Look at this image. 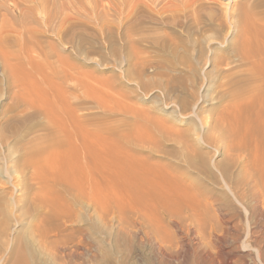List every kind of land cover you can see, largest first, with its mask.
I'll return each instance as SVG.
<instances>
[{"label":"rangeland","instance_id":"1","mask_svg":"<svg viewBox=\"0 0 264 264\" xmlns=\"http://www.w3.org/2000/svg\"><path fill=\"white\" fill-rule=\"evenodd\" d=\"M36 1L0 0V40L2 38L5 43L7 37L6 45L0 42V264L198 263L199 255L207 254L209 250L213 252V249L210 244H207L204 232L202 234L204 246H202L194 237L195 233L188 232L182 224L186 221L184 219L186 217L183 218V216H187L185 204L188 203L187 207L194 209V211L190 210V214L195 213L196 215L195 209L199 208L201 212V207L204 208L210 204L211 198L214 196L218 197L221 203H225L227 199L232 200L235 206H238L239 211L245 214L243 211L246 209L235 201L232 192L237 193L236 195H243L247 191L246 184L242 181L245 179L243 178V167L245 169L250 160L248 156H245L246 154L239 153L232 147V135L227 136L228 138L224 140L218 123L220 117L225 114V108L229 101L226 89L230 88L227 83L230 77L227 76L226 70L232 67L236 70L243 69V67L237 66L231 55H233L232 47L239 43V38L236 35L246 24L244 22H248L249 32L254 34L253 45L257 50H260L257 59L263 62L264 68V3L256 11L260 17L256 16L255 19L251 18L252 20L248 19L247 21L244 18L242 24L240 20L228 15L230 10L236 9L237 0H203L204 2L201 0H95L98 13H100L99 17H101L96 20L92 13L90 22L84 23L85 7L83 5L85 3L83 0H47L50 3L42 0L45 9L41 8V0ZM193 11L196 12L197 17L193 15ZM204 12H206V16ZM208 12L213 13V23L216 19H221L220 14L223 16L224 31L208 27L206 20ZM50 14L51 16H49ZM199 17L200 19H198ZM194 19L196 20L194 21ZM203 21L205 22L203 23ZM204 27L207 29L200 33ZM214 58L225 59V61L215 67L210 62ZM80 88L83 90L80 91ZM192 94L195 95L192 97L194 99L190 98ZM61 104L65 106V110H62ZM183 104L188 107L186 112L181 109ZM63 112L65 113L63 114ZM60 114L61 118L63 116L65 118H60L64 119L65 125L61 123L63 121L60 119V123L59 120L56 121ZM231 115L233 116L231 113L228 117L230 120ZM75 116L80 119V123H76L75 120L78 118ZM68 117L74 118L75 123L71 122L73 119L69 120ZM205 118L207 120L203 123ZM150 119H154L152 120L154 125L151 124ZM49 120L50 122H48ZM53 120L61 124L59 125L61 128L65 127L59 128L58 123ZM51 121L54 122L53 125ZM69 121L75 124V127ZM149 122L151 123L149 124ZM48 123L52 128H56L55 131L60 129L59 131L64 132V139H67L66 136H71L70 133L73 134L72 140L74 137L81 136L84 142L81 141L83 147L79 149L82 151V156L78 155L79 150L74 149V145L77 144L72 142V146V143L69 144L62 139V135V138H59L60 133L51 130V128L49 130ZM66 123L68 126L70 125L69 127L73 126L74 128H69ZM76 125H80L82 129ZM67 127L69 129H66ZM226 127L229 126L226 125ZM78 128L83 135L76 131ZM150 128L157 130L151 131ZM52 131L55 132V135ZM73 132L78 133L75 135ZM132 132L133 137H136L132 138L131 145L129 135L132 136ZM166 132L167 135H165ZM67 133L69 134L67 135ZM119 134H123L126 140L128 138L127 142L124 139H119V136L117 137ZM142 136H151V140L146 137L148 143L154 138L149 143L151 145L145 141H143L146 143V145L143 143L145 146L140 143L138 137L142 139ZM158 137L160 140L162 138L161 141L157 140L159 145L155 141ZM137 138L138 140H136ZM143 139L145 140V138ZM173 139H179L180 143L179 140ZM54 140L57 141L56 145H54ZM62 140L65 141L66 146ZM98 140L100 143H97ZM59 141L63 145H60ZM93 142H95L94 145H92ZM116 142H119V146L113 144ZM182 142L191 145V147L186 145L189 149L187 154L193 155L195 152L197 156L201 154L197 159L190 156L193 160L195 159L194 163H187L186 150L188 149L182 148ZM109 143L112 145L110 146ZM139 143L144 147H141ZM155 143L158 146H155ZM120 144L125 151L121 149ZM174 146L176 148L179 146L184 151L181 149L182 153H180L178 152L180 148L176 149ZM155 147L159 149L154 150ZM230 147L231 149L228 150ZM191 150L196 151L191 152ZM70 153L76 154V157ZM63 155L67 156V160L64 159L65 162L62 161L65 157ZM56 156L58 157L56 158ZM69 156L71 159H76L77 162L71 161ZM83 157L88 158L84 159ZM52 158L56 159L52 160ZM150 158L153 159L150 160ZM204 158L206 164L202 161ZM86 159L88 160L86 161ZM107 159L109 160L106 161ZM110 159L115 161L111 162ZM67 162L69 165L64 164ZM72 162L73 165L77 164L73 166ZM58 163H63L62 167ZM224 163L226 165H223ZM111 164L115 167L113 165L110 167ZM154 164L156 167L152 166ZM201 164L203 167L207 165L206 168H210L208 170L212 175L204 172L205 168H202ZM65 165L68 169L71 168V171L66 168L69 172L66 169L64 172L67 171V174L71 172L72 175H67L66 172H63L65 175L62 173V168ZM159 165H165L164 172L167 173L164 174L163 167ZM199 165L201 169H199ZM151 166L155 169L154 171ZM216 166L218 167L216 168ZM225 166L228 167V171L230 170L228 175L231 179L228 176L222 181L218 171L219 168L227 169ZM134 168L140 171L136 170L138 175ZM125 169L130 173H127ZM174 169L178 170V173L184 174V177ZM107 172L109 173V175L106 174L107 176L102 174ZM111 172L114 178L119 177L118 180L113 179V183L110 179V177L113 178ZM140 173L141 175H139ZM122 174L124 175L121 176ZM146 175L149 178L145 177ZM178 175L181 177L177 181L175 178ZM67 176L73 177L71 179ZM168 178L173 180H168ZM69 179L71 180L69 183L67 181L66 185L70 187L66 191L67 187L63 182ZM105 180L107 182H104ZM119 180L125 184L124 187ZM174 180L179 185H176ZM150 182L155 185L148 186L151 185ZM106 183L111 187L108 186V188ZM143 183L144 186L141 185ZM192 183L195 184L190 186ZM112 184L114 185L112 186ZM120 185L123 191L121 188V190L118 189ZM126 185L130 189L124 190L127 188ZM139 186L140 188H138ZM64 187L66 188L64 189ZM131 187L132 192L130 191ZM70 188L73 189L69 191ZM141 188L143 189L141 190ZM137 189L141 192L139 193ZM160 189L161 193H159ZM196 190L203 191L202 197L205 196L204 193L207 195L205 196L207 198H204L210 200L207 201L200 197V201H197L196 197V199L192 198L195 194L191 192L195 191L197 194ZM182 191L183 193H180ZM119 192L122 194L119 195ZM176 192L183 198H180ZM111 194H115L116 197H109ZM185 194L194 203L187 201ZM92 195L93 198L95 197L94 199ZM156 195L159 196V199L162 198V201L155 199ZM174 195H177L175 196L177 200L173 197ZM74 196H78L77 201ZM99 198H102L103 201ZM201 198L202 202L206 201V204L201 202ZM111 199L115 201L113 202ZM119 200L121 202H117ZM129 200H134V202ZM177 202L180 205L182 203L181 206H185V211H181L182 216H173L179 222L181 219L183 220L180 222L183 233L177 230L175 225H171L172 217L171 219H169L170 217L166 218L167 220L158 217L160 212V216L163 217L164 209L169 207L172 210L178 206ZM243 202L247 207L251 206L247 199H244ZM111 203H115L114 205L119 207V211L123 206V213L119 214L116 206L114 207ZM150 203L154 206H151ZM195 203L198 205L197 208L194 207ZM191 204L195 205L191 206ZM200 205L203 206L200 207ZM160 206L162 209L157 212ZM109 207L111 211L108 209ZM150 207L157 210L153 211ZM150 209L157 216L155 213H151ZM135 211L142 212V214ZM205 211L208 214V210ZM183 213L186 214L183 215ZM195 215L193 214V216ZM178 216L182 218L178 219ZM138 220L140 221L138 222ZM119 222H123V224L121 223L122 227L124 226L123 233L120 231L122 228L119 230V226L121 227ZM243 223L246 233V222ZM139 224H143V227ZM144 226L150 231L148 236H145L144 229L146 228ZM245 233L243 238H245ZM168 245L169 248H167ZM240 245L238 246H243L242 250L240 248L241 252L235 251L231 260L235 261L239 257H243L241 260L246 264H253V262L256 264L255 248L251 250L246 245ZM159 246L169 250L172 247L174 252L171 255L172 258L162 259L159 254ZM235 246L228 245L224 252H227L228 249L230 251L231 248L232 251ZM188 252L191 255L184 263L182 256ZM262 253L264 256V250ZM205 262L203 264H209Z\"/></svg>","mask_w":264,"mask_h":264},{"label":"bare ground","instance_id":"2","mask_svg":"<svg viewBox=\"0 0 264 264\" xmlns=\"http://www.w3.org/2000/svg\"><path fill=\"white\" fill-rule=\"evenodd\" d=\"M36 1V0H35ZM38 1V0H37ZM36 1V2H37ZM47 1V0H46ZM84 1V3H85V5H83L85 8H84V16H85V19L83 18V20H84V23L86 22V23H89L90 22V15L93 13L94 14V16H95V18H96V20H99L100 19V17H99V14L100 13H98L99 12V10H97V5L95 4L96 3V1L95 0H83ZM201 1H203V0H201ZM264 0H237V2H238V4H234L235 5V10L233 9V10H230L231 12H228V15L231 17L232 16V18H236L237 20H240V22L243 24V20H244V18H246V21L249 19V20H252L251 18H253V19H255L256 18V16H258L257 15V13H256V11L258 10V8H260L262 5H263V2ZM49 1H47L46 3H48ZM100 2V1H99ZM204 2V1H203ZM206 2H208V1H206ZM211 2V1H210ZM45 3V4H46ZM50 3V2H49ZM236 3V2H235ZM43 4V2H42V0H41V5ZM38 5H40L39 3H38ZM37 5V6H38ZM40 5V6H41ZM47 5V4H46ZM49 5V4H48ZM43 6V7H42ZM41 6V8H44L45 6L44 5H42ZM200 7V6H199ZM202 7V6H201ZM99 8V7H98ZM210 8H211V6H210ZM45 9V8H44ZM196 10V9H195ZM213 11V10H212ZM211 11V12H212ZM29 12H31V11H29ZM44 12V11H43ZM173 12V11H172ZM264 12V11H263ZM52 14H53V12H51ZM174 13V12H173ZM177 13V12H176ZM195 11H193V15H195ZM198 13V12H197ZM205 13V16H206V12H204ZM209 13V12H208ZM215 13V12H214ZM175 14V13H174ZM264 14V13H263ZM48 15V14H47ZM55 15V14H54ZM249 15V16H248ZM262 15V14H261ZM49 16H51V14L49 15ZM48 16V17H49ZM175 16V15H174ZM196 17H197V15H195ZM194 16V17H195ZM201 16V15H200ZM214 16H215V14H214ZM220 16H221V19H216L215 20V22L213 23V13H209L208 15H207V21H208V27L210 26V27H215L216 28V30L217 31H224V19H223V16L220 14ZM48 17H46V18H48ZM226 17H228L227 15H226ZM258 17H260V16H258ZM92 18V17H91ZM229 18V17H228ZM173 19V18H172ZM197 19V18H196ZM196 19H194V21L196 20ZM198 19H200V17L198 18ZM202 19H203V17H202ZM226 19V18H225ZM230 19V18H229ZM25 20V19H24ZM23 20V21H24ZM48 20H50V18H48ZM205 20V21H206ZM100 21H102V20H100ZM200 22H201V20H199ZM205 21H203V23L205 22ZM98 22V21H97ZM176 22V21H175ZM231 22V21H230ZM229 22V23H230ZM193 23H195V22H193ZM203 23H202V27H203ZM241 23H239V24H241ZM244 23H246L245 25H243V28L240 30L241 32L240 33H237V37L239 38V43L237 44V46H234V47H232L233 48V55H231V56H233V59H235V61H236V63H237V66H240V67H243V69L242 70H240V69H235L234 67H232V68H230V69H228V70H226V72H228V73H226L227 74V76L228 77H230V80H229V82H227L228 84H229V86H230V88H227L226 89V93H227V96H228V98H229V101H228V103H227V105H226V108H225V114L222 116V117H220V122L218 123L219 124V128H220V130H221V136L224 138V140L226 139V138H228L227 136H229L230 137V135H232V139H233V141H232V147L234 148V149H236V151H238L239 153H243V154H246L245 156H248V158H249V160H250V163H249V165L248 166H246L245 167V169H244V167H243V172H244V176H243V173H242V176H243V178H245L244 180H242L243 182H245V184H246V187L248 188H246V192H244V194L243 195H236L234 192H232V195H233V198L235 199V201H237L238 202V204L239 205H241V206H244V209H246V210H244L243 212H245V214H242L241 213V211H239V208H237L236 206H235V204L233 203V201L231 200H226V202L225 203H221L220 201H219V199H218V197H212L211 198V202H210V204H208V205H206V206H204V208H202L201 206H203V205H200V207H201V212H200V210H199V208H197L198 207V205L196 204V206H194L195 208H197V209H195V211L197 212V214L195 215V213H193L195 216H193V214H190L191 213V211L190 210H192V208H190V207H187V204H185L186 205V211H185V206H181L182 205V203H181V205H180V203H176V204H178V206H174L175 208H173V207H171V208H173L172 210H170L169 209V207H168V209H164V212L162 213V215H163V217L162 216H160L161 214V212L160 213H158L159 214V216L158 217H161L162 219L163 218H168V217H170L169 219H171V217H172V219L170 220V222H171V225L173 224V225H175V227L177 228V230H180V231H182V233H183V230H182V224L185 226V228H186V230L188 231V232H193V233H195V238L198 240V242L202 245V246H204V237L202 236V234H203V232L205 233V235H206V237H207V239H206V241L208 242L207 244H210L211 246H212V249H213V252H212V250H209V254L207 253H203V254H201V256L199 255V257L200 258H198L197 259V261H198V263H196V261H195V263L196 264H200V263H202L203 264V262H205V261H207V262H205V263H209V264H246L243 260H241V259H243V257L242 258H238V259H236L235 261H234V259H233V261L231 260V256H232V254L235 252V251H237L238 250V252L240 251V248H241V250H242V247H239L238 245H246V246H248V248H251V250L252 249H254L255 248V262H256V264H264V256H263V253H262V251L264 250L263 248H264V68H263V62L262 61H258V59H257V56L259 55V53H260V50H257V48L256 47H254V45H253V41H252V39L254 38V34L252 33V32H249V24H248V22H244ZM251 23V22H250ZM99 24V23H98ZM184 24V23H183ZM198 25H200L199 23H197ZM87 25V24H86ZM86 25H84V26H86ZM172 25V24H171ZM179 25V24H178ZM89 26V25H88ZM175 26V25H174ZM183 26V25H182ZM226 26V25H225ZM234 27V26H233ZM201 28V27H200ZM207 29V28H206ZM205 29V27H204V29L202 30L201 29V31H200V29H199V31H200V33H203L204 32V30H206ZM208 30H209V28H208ZM208 30L206 31L207 33H208ZM234 31V30H233ZM226 32V31H225ZM239 32V31H238ZM215 33V32H214ZM235 33V32H234ZM226 34H228L227 32H226ZM202 35V34H201ZM215 35V34H214ZM224 35V34H223ZM234 35V34H233ZM208 36V35H207ZM213 36V35H212ZM257 36V35H256ZM211 37V36H210ZM7 38V37H6ZM6 38H5V41L7 42V40H6ZM168 38V37H167ZM4 39V38H3ZM208 39V38H207ZM215 39V38H214ZM1 40H2V38H1ZM0 40V42H3L4 40H2L1 41ZM174 41V40H173ZM250 41H252V42H250ZM263 41V40H262ZM5 42V43H6ZM164 42V41H163ZM4 43V42H3ZM2 43V44H3ZM4 43V44H5ZM1 44V43H0ZM80 44V43H79ZM256 44H257V41H256ZM261 44V43H260ZM6 45V44H5ZM172 46V45H171ZM173 47V46H172ZM5 48V47H4ZM7 48V47H6ZM256 48V49H255ZM261 48V47H260ZM201 49V48H200ZM262 50V49H261ZM200 52V51H199ZM203 56V55H202ZM231 59V58H230ZM225 61V59H220V58H214V59H211L210 60V62H211V64H213L215 67H218L220 64H222L223 62ZM228 61V60H227ZM226 63V62H225ZM227 64V63H226ZM229 65V64H228ZM223 66V65H222ZM224 71V70H223ZM61 74V73H60ZM208 78V77H207ZM79 82V81H78ZM82 83V82H81ZM80 83V84H81ZM76 85V84H75ZM78 85V84H77ZM81 87V86H80ZM83 87V86H82ZM79 88V87H78ZM78 90V89H77ZM81 90H83V88L81 89L80 88V91ZM71 91V90H70ZM80 94V93H79ZM78 95V94H77ZM76 95V96H77ZM79 96H81V95H79ZM193 96H195L194 94H192V96L190 97V98H192ZM78 97V96H77ZM82 97V96H81ZM73 98H75V97H73ZM82 99V98H81ZM192 99H194V98H192ZM46 103V102H45ZM62 105V104H61ZM184 105V104H183ZM190 105V104H189ZM188 105V106H189ZM48 106V105H47ZM58 106V105H57ZM62 107H63V109L62 110H65L64 109V107L65 106H63L62 105ZM35 108V107H34ZM188 107H187V105H184L183 106V108H181L182 109V111L183 112H186L188 109H187ZM47 110V109H46ZM49 111V110H48ZM56 111H57V109H56ZM67 111V110H66ZM190 111V110H189ZM235 113H234V112ZM46 112V111H45ZM61 112V111H60ZM57 113H58V111H57ZM65 112H63V114H64ZM66 113H68V114H70L69 112H66ZM196 113V112H195ZM233 114V116H232V118H231V120L230 119H228V117H230V114ZM229 114V115H228ZM71 115V114H70ZM65 116H67V115H65ZM70 117H73V116H70ZM70 117H68V119L69 120H72L73 119V121H71V122H73V123H75L74 122V118H72V119H70ZM58 118V117H57ZM61 118V114H60V117L56 120V121H58L59 119ZM62 118H64V116L62 117ZM61 118V119H62ZM75 118H78L77 116H75ZM141 118V117H140ZM60 119V120H61ZM65 119V118H64ZM64 119L63 120H61V121H63V122H61L62 124H64L65 123V121H64ZM67 119V118H66ZM60 120L58 121L59 123H60ZM78 120V121H77ZM77 120H75L76 121V123L78 124V123H80V119L78 118ZM151 120V119H150ZM152 120H154V119H152ZM152 120H151V122H152ZM205 120H207L206 118L205 119H203V123H205ZM228 120H230V121H228ZM53 121H55V120H53ZM55 121V122H56ZM48 122H50V120L48 121ZM58 122H56V123H58ZM70 122V121H69ZM70 122V123H71ZM146 122V121H145ZM151 122H149V124L151 123ZM157 122V121H156ZM155 122V123H156ZM57 124L58 125V127L59 128H61V126H59V125H61V124ZM69 123V124H70ZM73 123H71L72 125H74V127H75V124H73ZM228 123H230V125H228ZM51 124L53 125L54 124V122L52 123V121H51ZM51 124L50 123H48L47 125L49 126H51ZM67 124V123H66ZM151 124H153V122L151 123ZM57 125H55L56 127H57ZM65 125V124H64ZM63 125V126H64ZM154 125V124H153ZM226 125L227 126H229L228 128L226 127ZM49 126V130H50V128H51V130H54L55 131V129L56 128H52V126L50 127ZM62 126V127H63ZM66 126H68V124L66 125ZM70 126V125H69ZM68 126V127H69ZM80 128H81V126L80 125H78ZM77 125H76V127H78ZM57 127V128H58ZM65 127V126H64ZM63 127V128H64ZM66 128V129H69V128H71V127H73V126H71V127H69V128ZM73 127V128H74ZM149 127H151L150 125H149ZM154 127V126H153ZM165 127V126H164ZM63 128H61V129H63ZM72 129V128H71ZM70 129V130H71ZM82 129V128H81ZM146 129V128H145ZM149 129V128H148ZM152 128H150V130H151ZM163 129V128H162ZM60 129H57V131L60 133V137H59V134L57 135L59 138H62L61 137V135L63 136L64 134V132H61V131H59ZM70 130H68L69 131V133H70ZM76 130V129H75ZM79 128H78V130H76V131H78L79 132ZM153 130H157V129H154L153 128ZM153 130H151V131H153ZM52 131L53 132V134L55 135V132H57V131ZM67 131V130H66ZM65 131V132H66ZM76 131H74V132H76ZM81 131V130H80ZM149 131V130H148ZM150 131V132H151ZM166 131V130H165ZM168 131V130H167ZM51 132V131H50ZM71 132H72V130H71ZM73 132V133H74ZM77 132V133H78ZM150 132H149V134H150ZM69 133H67V135L69 134ZM76 133V134H77ZM137 133V132H136ZM135 133V134H136ZM158 133V132H157ZM156 133V134H157ZM160 133H162V130H160ZM171 133V132H170ZM71 134V136H66L67 137V139L65 138L64 139V136H63V138L62 139H64L65 141H67L69 144H71L72 142L74 143V144H77V145H74L75 147H74V149L76 148L77 150H79V149H82V147H83V144H82V139H81V136L79 135V134H81V132H79V138H78V136H77V138H73V140H72V133H70ZM75 134V133H74ZM75 134V135H76ZM123 134H125V133H123ZM123 134H119V135H117V137L120 139H124V136H123ZM127 134V133H126ZM128 134H129V132H128ZM130 134H131V132H130ZM142 134V133H141ZM152 134H153V132H152ZM152 134H151V136H152ZM155 134V135H156ZM81 135H83V134H81ZM115 135V134H114ZM133 132H132V136L131 135H129L130 136V144H131V142L133 141L132 140V138H134V137H136V136H134L133 137ZM165 135H167V132H166V134ZM177 135V134H176ZM56 136V137H57ZM121 136H123V137H121ZM126 136V135H125ZM128 136V135H127ZM128 136V137H129ZM143 136H145V135H143ZM142 136V137H143ZM151 136H146V137H149V139L151 138ZM153 136H154V134H153ZM157 136V135H156ZM179 136V135H178ZM240 136V137H239ZM55 137V136H54ZM108 137V136H107ZM146 137H143V138H145V140L142 138V139H140V137H138L139 138V141H140V143H147V144H149L150 142H152L153 140H154V138H153V140L152 141H149V143H148V141H146ZM161 137V136H160ZM160 137H158V139H156L155 141H159L160 139ZM167 137V136H166ZM173 137V136H172ZM181 137V136H180ZM239 137V138H238ZM82 138H83V136H82ZM84 138H85V136H84ZM102 138L103 139H105V137L104 136H102ZM127 138V137H126ZM138 138L136 139V140H138ZM178 138V137H177ZM56 139H58V138H56ZM81 139V140H80ZM103 139H102V141H103ZM108 139V138H107ZM110 139V138H109ZM112 139V138H111ZM113 139H115V138H113ZM148 139V140H149ZM152 139V138H151ZM150 139V140H151ZM164 139V138H163ZM180 139V138H179ZM179 139H173V140H179ZM86 140V139H85ZM126 142H127V140H128V138H127V140L126 139H124ZM124 140H122V141H124ZM132 140V141H131ZM135 140V139H134ZM136 140L134 141V142H136ZM161 140H162V138H161ZM160 140V141H161ZM167 140H170V139H167ZM189 140V139H188ZM52 141V140H51ZM63 141V140H62ZM61 141V142H62ZM65 141H63L62 143H65ZM82 141V142H81ZM93 141V140H92ZM106 141V140H105ZM116 141H118L117 139H116ZM124 141V142H125ZM143 141H145V142H143ZM156 142L157 144L159 143V142ZM54 142H55V140H54ZM57 142V141H56ZM56 142L54 143V145H56ZM97 142V141H96ZM109 142V141H108ZM107 142V143H108ZM112 142H114V140H112ZM120 142H121V140H120ZM125 142V143H126ZM134 142H133V144H134ZM177 143V141H174V143ZM179 143H180V140L178 141ZM191 142V141H190ZM52 143H53V141H52ZM60 145L62 144V143H60V141L58 142ZM73 143L71 144L72 146H73ZM84 143V142H83ZM97 143H100L99 142V140H98V142ZM118 143L119 142H116V143H113V144H115V145H118ZM123 143V142H122ZM129 143V142H128ZM139 143V144H140ZM146 143H145V145H146ZM155 143V146H158L157 144ZM161 143V142H160ZM179 143H177V144H179ZM68 144V145H69ZM95 144V142H93V144L92 145H94ZM110 144V146L112 145L111 143H109ZM124 144V143H123ZM127 144V143H126ZM138 144V145H139ZM182 148H184L185 150H186V148L188 149V147L186 146V145H188V144H186V143H183L182 142ZM184 144H185V146H184ZM58 145V144H57ZM63 145V144H62ZM67 144L65 143V146H66ZM102 145H105V144H102ZM125 145V144H124ZM127 145H129V144H127ZM132 145V144H131ZM141 145V144H140ZM144 145V144H143ZM143 145H141V147L143 146ZM144 145V146H145ZM149 145H151V144H149ZM53 146V145H52ZM64 146V147H65ZM85 146V145H84ZM108 146V145H107ZM106 146V147H107ZM119 146V145H118ZM118 146H116L117 148H118ZM130 146V145H129ZM137 146V144L135 143V147ZM143 146V147H144ZM153 146V145H152ZM180 146V145H179ZM179 146H177V148L179 147ZM189 146V145H188ZM58 147V146H57ZM57 147H54L55 149H57ZM60 147V146H59ZM67 147H69V146H67ZM66 147V148H67ZM86 147V146H85ZM116 147H114V148H116ZM120 147H121V149H122V146H121V144H120ZM119 147V148H120ZM126 147H128V146H126ZM125 147V149H127ZM134 147V146H133ZM189 147H191V145L189 146ZM226 147V146H225ZM61 148V147H60ZM59 148V149H60ZM63 148V147H62ZM73 148V147H72ZM104 148H105V146H104ZM113 148V147H112ZM132 148V147H131ZM174 148H176L175 146H174ZM176 148V149H177ZM180 148V147H179ZM182 148H180L179 149V151L178 152H180V150L182 149ZM73 149V150H74ZM108 149L110 150V148L108 147ZM129 149H130V147H129ZM128 149V150H129ZM133 149V148H132ZM155 149H157L156 147L154 148V150ZM159 149V148H158ZM157 149V150H158ZM226 149H227V147H226ZM231 149V147L228 149V150H230ZM64 150V149H63ZM69 150H71V148L69 147ZM109 150H108V152H109ZM123 150V149H122ZM128 150H126L127 152H128ZM54 151H56V150H54ZM75 151V150H74ZM80 151V150H79ZM78 151V152H79ZM88 151V150H87ZM87 151H86V153H87ZM120 151V150H119ZM123 151H125V150H123ZM174 151V150H173ZM181 151H184L183 149L181 150ZM187 151V152H186ZM185 152H186V155L188 156V158H187V163H189L190 162V164L191 163H194V160H193V158H196L197 159V157H199V155H201V154H199L198 156L195 154L196 152V150H191V152H195L193 155H189V154H187V153H189L188 151H189V149L188 150H186ZM40 152V151H39ZM38 152V153H39ZM41 152H42V150H41ZM72 152V151H71ZM81 152L82 151H80V153L78 154V155H80L81 154ZM132 152V151H131ZM138 152V151H137ZM245 152V153H244ZM42 153H44V152H42ZM60 153V152H59ZM58 153V154H59ZM69 152L67 151V154H68ZM73 153H76V152H73ZM85 153V152H84ZM85 153V154H86ZM129 153H130V151H129ZM135 153V152H134ZM134 153H132V154H134ZM139 153V152H138ZM180 153H182V152H180ZM198 153V152H197ZM232 153V152H231ZM39 154H41V153H39ZM70 154H72V153H70ZM107 154H109V153H107ZM125 155H126V152L124 153ZM191 154V153H190ZM72 155H74V154H72ZM76 155V154H75ZM74 155V156H75ZM86 155H88L89 156V154H86ZM85 155V156H86ZM196 155V156H195ZM54 156H55V154H54ZM53 156V157H54ZM61 156V155H60ZM60 156H59V158H60ZM63 156H65L64 158H63V160L62 161H64V159L67 157L66 155H63ZM62 156V157H63ZM80 156H82V154L80 155ZM130 156H131V153H130ZM149 156V155H148ZM150 156H152V155H150ZM190 156H192V157H190ZM58 156H56V158H57ZM70 157V156H69ZM68 157V158H69ZM76 157V156H75ZM96 157H98V156H96ZM118 157V156H117ZM117 157H116V159H117ZM133 157V156H132ZM139 157H140V155H139ZM185 157V156H184ZM38 158V157H37ZM56 158H54V159H56ZM59 158H58V160H59ZM72 158H74V157H72ZM77 158H78V156H77ZM84 158V157H83ZM85 158H88V157H85ZM84 158V159H85ZM107 158H108V156H107ZM111 158V157H110ZM127 158V157H126ZM128 158H130V157H128ZM127 158V159H128ZM136 158V157H135ZM200 158V157H199ZM233 158V157H232ZM34 159H36V158H34ZM33 159V160H34ZM53 158H52V160H54ZM91 159V158H90ZM121 159V158H120ZM143 159H145V158H143ZM147 159H148V157H147ZM153 159V158H152ZM151 158H150V160H152ZM184 159H186V158H184ZM65 160H67V158L65 159ZM70 160L72 161V160H74V159H71V157H70ZM88 159H86V161H87ZM109 159H107L106 161H108ZM111 160V159H110ZM119 160V159H118ZM136 160V159H135ZM138 160V159H137ZM192 160H193V162H192ZM200 160V159H199ZM199 160H197V161H199ZM32 161V160H31ZM57 161V160H56ZM74 161H76V159L74 160ZM78 161H79V159H78ZM85 160H84V162H86ZM112 161H115V160H111V162ZM127 161V160H126ZM141 161V160H140ZM143 161V160H142ZM202 161H204L203 163L204 164H206V160H205V158H204V160H202ZM34 162H35V160H34ZM55 162V161H54ZM58 162V161H57ZM59 162H60V160H59ZM65 162V161H64ZM68 162H70V161H68ZM68 162L67 163H64V164H68ZM77 162V161H76ZM81 162V161H80ZM83 162V161H82ZM110 162V161H109ZM110 162V163H111ZM121 162V161H120ZM128 162H129V160H128ZM132 162V159L130 160V163ZM186 162V161H185ZM141 163V162H140ZM146 163H147V160H146ZM200 163H201V161H200ZM59 164V163H58ZM62 165H63V163H61ZM61 164H59V165H61ZM77 164V163H76ZM76 164H74V165H76ZM84 164V163H83ZM149 164V163H148ZM150 164H152L151 162H150ZM197 164V163H196ZM196 164H194L196 167H197V165ZM199 164V163H198ZM62 165H61V167H62ZM63 166V170H62V173L64 172V169H66L67 168V166ZM69 165V164H68ZM71 165H73V162H72V164ZM73 165V166H74ZM106 165H107V163H106ZM105 165V166H106ZM112 165L113 164H111V166L110 167H112ZM114 165H115V163H114ZM113 165V166H114ZM117 165H119V164H117ZM124 165V164H123ZM129 165V164H128ZM202 165V164H201ZM223 165H226L225 163L223 164ZM85 166V165H84ZM130 166V165H129ZM136 166V168H137V165H135ZM143 166V165H142ZM153 167H156L155 166V164L154 165H152ZM151 166V169L153 168ZM159 166H162V165H159ZM165 166V165H164ZM164 166H162L163 167V173L165 174V173H167V172H164ZM207 166V165H206ZM206 166L204 165V167H203V165H202V168H205L204 169V172H207V173H210V171L208 170V169H210V168H206ZM70 167V166H69ZM76 167V166H75ZM74 167V168H75ZM77 167H78V165H77ZM76 167V168H77ZM115 167V166H114ZM125 167H127V166H125ZM124 167V168H125ZM146 167V166H145ZM144 167V168H145ZM166 167H167V165H166ZM165 167V168H166ZM193 167V166H192ZM218 166H216V168H217ZM221 167V166H220ZM227 166H225V168H226ZM86 168V167H85ZM109 168V167H108ZM118 168H120V166H118ZM117 168V169H118ZM136 168H134L135 169V171L137 170V171H139L138 169H136ZM139 168V167H138ZM149 168V167H148ZM158 168V167H157ZM179 168V167H178ZM198 168V167H197ZM68 169V168H67ZM66 169V170H67ZM73 169V168H72ZM80 169V168H79ZM115 169V168H114ZM132 169V168H131ZM133 169V170H134ZM161 169V168H160ZM159 169V170H160ZM168 169H170V168H168ZM177 169V168H176ZM199 169H201L200 168V165H199ZM69 171H71V168H69L68 169ZM67 170V171H68ZM104 170V169H103ZM102 170V171H103ZM127 169H125V171H126ZM133 170H132V172H133ZM155 169L153 168V171H154ZM171 170V169H170ZM169 170V171H170ZM67 171H65L64 173L65 174H67ZM68 171V172H69ZM106 171V170H105ZM104 171V172H105ZM109 171V170H108ZM111 171V170H110ZM109 171V172H110ZM123 171H124V169H123ZM130 171V170H129ZM137 171L135 172V173H137ZM148 171V170H147ZM173 171V170H172ZM171 171V172H172ZM174 171L175 172H177L178 173V170H175L174 169ZM173 171V172H174ZM200 171V170H199ZM202 171V170H201ZM230 171V170H229ZM228 167H227V169H223V168H219V173H220V176L222 177L221 179H222V181H224L223 179H226V177H228L229 175H228ZM115 172V171H114ZM127 172V171H126ZM131 172V173H132ZM140 172V171H139ZM157 172H158V170H157ZM179 172H181V171H179ZM203 172V173H204ZM212 172V171H211ZM61 173V172H60ZM60 173H58V174H60ZM63 173V174H64ZM125 173V172H124ZM127 173H130V172H127ZM148 173V172H147ZM161 173V172H160ZM176 173V174H177ZM201 173V172H200ZM212 173H214V172H212ZM58 174H57V176H58ZM64 174V175H65ZM87 174H88V172H87ZM86 174V175H87ZM102 174H108L109 175V173L107 172V173H102ZM111 174H112V172H111ZM118 174H119V172H118ZM133 174V173H132ZM146 174V173H145ZM150 174V173H149ZM159 174V173H158ZM173 175H174V173H172ZM178 174H180V173H178ZM182 174V173H181ZM180 174V175H181ZM211 174V173H210ZM215 174V173H214ZM67 175H72L71 174V172H70V174L68 173ZM84 175V174H83ZM85 175V176H86ZM124 174H122L121 176H123ZM127 175V174H126ZM125 175V176H126ZM137 175H138V173H137ZM139 175H141V173L139 174ZM152 175V174H151ZM171 175V174H170ZM183 175V177H184V174H182ZM205 175H207V174H205ZM209 175V174H208ZM212 175V174H211ZM210 175V176H211ZM77 176V175H76ZM84 176V177H85ZM107 176V175H106ZM113 178H111L110 176H108V177H110V179H112L111 180V182L113 183V179H116V180H118L117 178H119V177H117V178H114V176H113V174L111 175ZM134 176V175H133ZM153 176V175H152ZM161 176V175H160ZM165 176H167V175H165ZM164 176V177H165ZM214 176V175H213ZM213 176H212V178H213ZM216 176V175H215ZM218 176H219V174H218ZM241 176V177H242ZM61 177V176H60ZM63 177H65V176H63ZM68 177V176H67ZM70 177V176H69ZM68 177V178H69ZM72 177L73 176H71L70 178L72 179ZM116 177V176H115ZM127 177H131V176H127ZM145 177H147V175L145 176ZM145 177H142V178H145ZM154 177V176H153ZM167 177H169V176H167ZM166 177V178H167ZM171 177V176H170ZM176 177V176H175ZM181 177V176H180ZM180 177H179V175L177 176V178H175L177 181L180 179ZM217 177V176H216ZM215 177V178H216ZM83 178V177H82ZM89 178H90V176H89ZM100 178V177H99ZM132 178V177H131ZM137 178V177H136ZM136 178H135V180H136ZM147 178H149V177H147ZM147 178H145V180L147 179ZM155 178V177H154ZM157 178V177H156ZM172 178V177H171ZM179 178V179H178ZM228 178H230V176L228 177ZM242 178V179H243ZM60 179H62V178H60ZM71 179H69V180H66V182H63L65 179L63 178L62 180V182L63 183H65V186L67 187V189H66V191H68V187H70V186H67L66 185V183H67V181H68V183L70 182V180ZM75 179V178H74ZM73 179V180H74ZM107 179V178H106ZM121 179V178H120ZM139 179V178H138ZM183 179V178H182ZM214 179V178H213ZM217 179H218V177H217ZM220 179V178H219ZM231 179V178H230ZM240 179V178H239ZM83 180V179H82ZM88 180H90V179H88ZM91 180H92V177H91ZM122 180V179H121ZM121 180H119L121 183H122V181ZM126 180V179H125ZM155 180H157V179H155ZM168 180H171V179H169L168 178ZM173 180V179H172ZM171 180V181H172ZM77 181V180H76ZM84 181V180H83ZM119 181H117V182H119ZM131 181V180H130ZM143 181V180H142ZM150 181H151V179H150ZM162 181V180H161ZM167 181V180H166ZM175 181V180H174ZM217 181H219V180H217ZM227 181H229V180H227ZM236 181V180H235ZM61 182V181H60ZM74 182H75V180H74ZM73 182V183H74ZM101 182V181H100ZM104 182H107L106 180L104 181ZM108 182H109V180H108ZM115 182V181H114ZM140 182V181H139ZM146 182V181H145ZM176 182V181H175ZM234 182V181H233ZM72 183V182H71ZM76 183V182H75ZM78 183H81V182H78ZM102 183V182H101ZM116 183V182H115ZM151 183V182H150ZM171 183V182H170ZM173 183V182H172ZM178 183H180V182H178ZM227 183H229V182H227ZM105 184V183H104ZM107 184V187L109 186L108 185V183H106ZM118 184V183H117ZM130 185H131V183H129ZM133 184V183H132ZM137 184H138V182H137ZM137 184L135 185V186H137ZM148 184V183H147ZM193 184H195V183H192V184H190V186L191 185H193ZM61 185V184H60ZM64 185V184H63ZM70 185V184H69ZM84 185V184H83ZM114 184H112V186H113ZM119 185V184H118ZM123 185H125V184H123L122 183V187H124ZM141 185H143L144 186V183L143 184H141ZM146 185V184H145ZM152 185H155V184H152L151 183V185H148V186H152ZM172 185V184H171ZM175 185V184H174ZM176 185H179V184H177V182H176ZM197 185V184H196ZM101 186V185H100ZM104 186V185H103ZM117 186V185H116ZM147 186V187H148ZM162 186V185H161ZM245 186V185H244ZM66 187H64V189L66 188ZM98 187H99V185H98ZM109 187H111V186H109ZM108 187V188H109ZM126 187H127V185H126ZM146 187V186H145ZM158 187V186H157ZM171 187V186H170ZM194 187H195V185H194ZM107 188V189H108ZM121 188V185H120V187H118V189H120ZM129 187H127V188H124V190L125 189H128ZM137 188V187H136ZM138 188H140V186L138 187ZM151 188V187H150ZM163 188H165V187H163ZM174 188H175V186H174ZM183 188V187H182ZM181 188V189H182ZM199 188V187H198ZM73 189V188H72ZM71 188H70V190L69 191H71L72 190ZM81 189V188H80ZM99 189V188H98ZM104 189V188H103ZM106 189V188H105ZM104 189V190H105ZM116 189H117V187H116ZM122 189V191H123V188H121ZM120 189V190H121ZM130 189V188H129ZM143 188H141V190H142ZM180 189V190H181ZM195 189H196V187H195ZM194 189V190H195ZM202 189V188H201ZM200 189V190H201ZM112 190V189H111ZM141 190H140V192H141ZM147 190H149V189H147ZM161 190V189H160ZM165 190H167V189H165ZM169 190V189H168ZM183 190V189H182ZM186 190V189H185ZM200 190L198 191V190H196V192H197V194L195 193V191L194 192H191L192 194L194 193L195 194V196L194 197H192V198H194V199H196L197 198V201H200V197H202V192H200ZM92 191V190H91ZM96 191H97V189H96ZM116 191V190H115ZM128 191V190H127ZM131 192H132V187H131V190H130ZM136 191V190H135ZM137 191L139 192V190L137 189ZM150 191H152V190H150ZM157 191V190H156ZM178 191V190H177ZM108 192H109V189H108ZM114 192V191H113ZM125 192V191H124ZM139 192V193H140ZM162 192V190L159 192V193H161ZM166 192V191H165ZM168 192V191H167ZM171 192V191H170ZM169 192V193H170ZM205 192V191H204ZM242 192V191H241ZM112 193V192H111ZM118 193V192H117ZM137 193V192H136ZM148 193V192H147ZM153 193V192H152ZM178 193H179V191H178ZM177 192H176V194L177 195H179L180 196V198H183V197H181L182 195H180V194H178ZM180 193H183V191L182 192H180ZM186 193H187V191H186ZM212 193V192H211ZM239 194H241L240 192H238ZM247 193V194H246ZM90 194V193H89ZM96 194V193H95ZM94 194V195H95ZM120 194H122V193H120L119 192V195ZM151 194V193H150ZM155 194V193H154ZM153 194V195H154ZM157 194V193H156ZM164 194V193H163ZM191 194V195H192ZM246 194V195H245ZM129 195V194H128ZM130 195H131V193H130ZM141 195H143V194H141ZM145 195V194H144ZM143 195V196H144ZM153 195H151V196H153ZM159 195V194H158ZM162 195V194H161ZM171 195V194H170ZM177 195H174L173 197H175V196H177ZM188 195V194H187ZM203 195H205V196H207L206 194H204L203 193ZM95 196H97V195H95ZM112 196H114V198L116 197L115 196V194L114 195H110L109 197H112ZM122 196H124V195H122ZM136 196V195H135ZM140 196V195H139ZM160 196V195H159ZM159 196H157L156 195V197H155V199H159ZM178 196V197H179ZM184 196V195H183ZM185 196H186V194H185ZM185 196H184V198H185ZM193 196V195H192ZM204 196V197H205ZM75 197V196H74ZM78 196H76L75 197V199L77 198ZM85 197V196H84ZM84 197H81V198H83L84 199ZM108 197V198H109ZM118 197H120V196H118ZM118 197H117V199H118ZM126 198H127V196H125ZM129 197H131V196H129ZM133 197H134V195H133ZM158 197V198H157ZM164 197H166V196H164ZM188 197H190L189 195H188ZM196 197V198H195ZM204 197H202V198H204ZM92 198H93V195H92ZM95 198V197H94ZM93 198V199H94ZM132 198V197H131ZM137 198V197H136ZM139 198V197H138ZM151 198V197H150ZM153 198V197H152ZM176 198V197H175ZM175 198H174V200H175ZM186 198H187V196H186ZM191 198V199H192ZM198 198H199V200H198ZM201 198V202H202V199ZM205 198H207V197H205ZM204 198V199H205ZM75 199H74V201H75ZM100 199V198H99ZM120 199L121 200H123L121 197H120ZM162 199V198H161ZM161 199H159L158 201H160ZM188 200L187 201H190L191 203H194V202H192L193 200H189V198H187ZM244 199L246 200L247 199V201L251 204V206H249V207H247V205L246 204H244ZM78 199H76V201H77ZM101 201H103L102 200V198L100 199ZM112 201H113V199H111ZM127 200V199H126ZM125 200V201H126ZM137 200V199H136ZM141 200H143V198L141 197ZM145 200H148V199H145ZM176 200H177V198H176ZM176 200H175V202H176ZM184 200V199H183ZM205 200H207V199H205ZM203 201L202 203L203 204H206L205 202L206 201ZM210 200V199H209ZM209 200H207V201H209ZM83 202H84V200H82ZM98 201V200H97ZM105 201V200H104ZM115 201V200H114ZM113 201V202H114ZM129 201H131V202H134V200L132 201V200H129ZM139 201V200H138ZM150 201H152L151 199H150ZM158 201H155L156 203L158 202ZM162 201V200H161ZM166 201V200H165ZM79 202V201H78ZM83 202H81V203H83ZM107 202V201H106ZM111 202V201H110ZM117 202H121L120 200L119 201H117ZM116 202V203H117ZM123 202V201H122ZM143 202V201H142ZM148 202V201H147ZM153 202V201H152ZM167 202V201H166ZM166 202H165V204H166ZM103 203H105V202H103ZM109 203V202H108ZM126 203V202H125ZM124 203V204H125ZM168 203V202H167ZM185 203V202H184ZM114 205L115 203H111V205ZM118 204V203H117ZM120 205H121V203H119ZM123 204V205H124ZM127 204H129L128 202H127ZM135 204V203H134ZM137 204V203H136ZM145 204V203H144ZM151 204V203H150ZM154 204V203H153ZM162 204V203H161ZM171 204H172V201H171ZM171 204H169V205H171ZM175 204V205H176ZM190 204V203H189ZM195 204H193V205H195ZM199 204V203H198ZM104 205V204H103ZM110 205V207H112ZM130 206H131V204H129ZM140 205V204H139ZM138 205V206H139ZM147 205V204H146ZM160 205V203L158 204V206ZM174 205V204H173ZM184 205V204H183ZM192 204H191V206H193ZM101 206H102V204H101ZM116 206V208H117V211H119L118 210V208L119 207H117V205H114V207ZM129 206V207H130ZM136 206V205H135ZM145 206V205H144ZM151 206H154V205H152L151 204ZM162 206V205H161ZM161 206L159 207V210L157 211V212H159L162 208H161ZM190 206V205H189ZM108 208L109 210L111 209V208ZM121 207V206H120ZM140 207V206H139ZM149 207V206H148ZM163 207H164V205H163ZM122 208H124L123 206H122ZM121 208V209H122ZM126 208H128V206H126ZM136 208V207H135ZM151 208V207H150ZM155 208H156V206H155ZM113 209V208H112ZM121 209H120V213L119 214H122L123 213V210L124 209H122V212H121ZM129 209V208H128ZM142 207H141V211H142ZM152 209V208H151ZM150 209V210H151ZM154 209V208H153ZM152 209V210H153ZM106 210V209H105ZM135 210H137V208L135 209ZM149 210V209H148ZM151 210V211H152ZM157 209H155V210H153V211H156ZM183 210L187 213V216L185 215L186 213H183V215H185V216H183V218L184 217H186V218H184V219H186V221L185 222H182L183 220L181 219V221L180 222H182V224H180V222H179V220H177V219H175V218H173V216H177V215H181V211L183 212ZM203 210V211H202ZM205 210H208V214H206L205 212H207V211H205ZM111 211V210H110ZM150 211V212H151ZM151 212V213H155V212ZM188 211H190V212H188ZM192 211H194V209L192 210ZM109 212V211H108ZM136 212V211H135ZM137 212H139V211H137ZM136 212V213H137ZM116 213V212H115ZM140 214H142V212H139ZM145 213V212H144ZM205 213V214H204ZM109 214V213H108ZM111 214V213H110ZM124 214H126V213H124ZM113 215V214H112ZM135 215H137V214H135ZM155 215L157 216V214L155 213ZM209 215V216H208ZM121 216H123V215H121ZM139 216V215H138ZM137 216V218H139ZM142 216V215H141ZM146 216V215H145ZM179 216H178V219H180V218H182V217H180L179 218ZM182 216V215H181ZM119 217H120V215H119ZM121 218V217H120ZM136 218V219H137ZM142 218H143V216H142ZM160 218V219H161ZM177 218V217H176ZM146 219H148V218H146ZM151 219V218H150ZM153 219V218H152ZM164 219V220H165ZM236 219H237V222H236ZM121 220V219H120ZM149 220V219H148ZM167 220V219H166ZM123 221V220H122ZM134 221V220H133ZM140 220H138V222H139ZM151 221V220H150ZM159 221V220H158ZM161 221H163V220H161ZM169 221V220H168ZM234 222V223H233ZM243 222H246V233L244 232L245 231V226H244V223ZM118 223V222H117ZM120 223V222H119ZM122 224H123V222H121ZM120 223V224H121ZM125 223V222H124ZM155 223V222H154ZM122 224H121V227L119 226V230H120V228H122L120 231L122 232L123 231V227H122ZM136 224V223H135ZM140 226H142L143 227V224H139ZM161 227H163V226H161ZM144 228H146L145 226H144ZM151 228V227H150ZM140 229V228H139ZM147 229V228H146ZM144 229L145 230V236H148L149 235V233H150V231H149V229ZM151 230H152V228H151ZM155 231V230H154ZM187 231H184V232H186L187 233ZM124 232H125V230H124ZM138 232H139V230H138ZM123 233V232H122ZM156 233H157V230H156ZM245 233V238H243L244 236H243V234ZM165 234H167V233H165ZM191 234V233H190ZM155 235V234H154ZM204 235V236H205ZM144 236V237H145ZM152 236V235H151ZM157 236V235H156ZM155 239H156V237H154ZM153 238V239H154ZM151 239V238H150ZM152 239V240H153ZM260 239V240H259ZM160 240H161V238H160ZM174 240V239H173ZM246 242H248V244H246ZM157 243V242H156ZM243 243H245V244H243ZM158 245H159V243H157ZM156 244V245H157ZM170 245V244H169ZM169 245H168V247L167 248H169ZM233 246V245H236L235 247H234V249L231 251V249H230V251H229V249H228V251L226 252H224V249H226L227 248V246ZM240 245V246H241ZM263 245V246H262ZM160 247V246H159ZM171 247V246H170ZM166 249V248H165ZM164 248H162V247H160L159 248V254H160V256L162 257V259H167V258H172L171 257V255L172 254H174V252H173V250H172V247H171V249L169 250V249H166L165 250ZM247 249V248H246ZM169 250V251H168ZM175 250V249H174ZM190 250V249H189ZM249 250V249H248ZM212 253H211V252ZM241 252V251H240ZM245 252V251H244ZM189 255H191L189 252L188 253H185L183 256H182V258H183V261H184V263H186L187 262V257L189 256ZM235 255V254H234ZM158 256V255H157ZM198 257V256H197ZM234 257V256H233ZM254 257V256H253ZM169 259V260H170ZM254 260V259H253ZM253 264H254V262H253Z\"/></svg>","mask_w":264,"mask_h":264}]
</instances>
